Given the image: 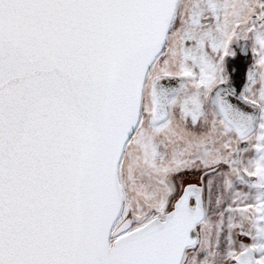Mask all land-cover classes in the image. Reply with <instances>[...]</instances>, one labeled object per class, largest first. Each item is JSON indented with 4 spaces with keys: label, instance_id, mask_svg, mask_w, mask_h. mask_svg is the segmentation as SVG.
Instances as JSON below:
<instances>
[{
    "label": "snow or ice",
    "instance_id": "obj_1",
    "mask_svg": "<svg viewBox=\"0 0 264 264\" xmlns=\"http://www.w3.org/2000/svg\"><path fill=\"white\" fill-rule=\"evenodd\" d=\"M0 264H264V0H0Z\"/></svg>",
    "mask_w": 264,
    "mask_h": 264
}]
</instances>
